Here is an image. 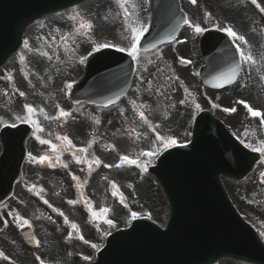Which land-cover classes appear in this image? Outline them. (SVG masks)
<instances>
[{"label":"snow or ice","instance_id":"6c2138e0","mask_svg":"<svg viewBox=\"0 0 264 264\" xmlns=\"http://www.w3.org/2000/svg\"><path fill=\"white\" fill-rule=\"evenodd\" d=\"M115 4L118 6V8L121 10L119 15H122L123 23L126 26L125 31L128 32V36L126 39L128 40V43L126 46H120L118 44L113 43H103V44H96L95 47H93L92 51L88 53V55H92L94 52L101 51L106 48H114L116 51L119 52H126L129 57L132 58V60L136 61L138 65H140L141 60L138 55L139 49L138 45L140 43L141 38L144 36V34L148 31V27L145 23L140 21L138 16L134 11H130L129 7L127 6V0H114ZM192 3H195L196 0H191ZM251 3L255 5L261 13H264V7H261L259 3H257V0H251ZM136 5L132 4L131 8L135 9ZM210 16V14H207ZM107 19V17H104ZM67 20L71 22L72 28L71 31L68 33H63L60 28H56L54 30V33H49L47 37L43 38L45 40L46 46L48 48H52L53 45H56L57 47L62 44L64 46V49L66 52H71L73 55L75 54V48L69 46V40L71 39L73 43H75L74 37L76 36H86L90 39V33L94 29V22L93 20L85 15L81 10L79 9H73L70 14L67 16ZM184 24L188 25L189 27H193L194 31L197 34H203L207 29L204 27H201L199 24L193 25L190 20L187 18L183 21ZM217 31H221L226 33L227 37L230 38L229 46L235 48L234 53V59L231 63V66L227 69V71L220 72L217 76L213 77L214 80V87L216 88H222L225 85H232L236 84L237 82L241 81L242 73L246 72V66L247 68H252L257 61L254 59L250 48H248V41L246 40V37L237 31L233 29L232 26L226 25V26H220L219 24L214 25ZM41 27H44V25H41ZM59 34V41L60 44H57V35ZM175 37L171 36L170 40H174ZM163 43V41H161ZM24 48L33 51V49L30 47V42L28 40H25L23 42ZM153 49H155L157 46L155 44L151 45ZM247 49V50H246ZM37 52H39V49H36ZM145 51H148L146 48ZM39 54L43 57H46L48 60H51L53 57L52 55H49L48 51L39 52ZM53 54H55V50L53 49ZM71 56L69 57V60H71ZM157 58L162 59V54L157 53ZM21 61H24L25 57L21 55L20 57ZM56 59L59 60V56H56ZM87 57H82L80 59V63L83 64L86 62ZM62 62V61H61ZM181 63H190V61H186L183 58L180 59ZM147 64L151 65L154 64L155 61L153 60H147ZM139 72H141V80L144 81L145 77L143 76V73L148 72L149 69L147 67L137 69ZM157 72H162V70L157 67ZM7 79L11 80L12 77H8ZM169 80L172 79V77H168ZM176 79H179L176 77ZM264 79V77H262ZM148 88L145 89V91H151L153 88V83L151 80L147 81ZM246 86L245 84H241V87ZM73 87V84L71 82H68L64 86V90L71 89ZM137 91H140L138 88ZM156 91L163 95L164 93L160 91V88H156ZM185 91L187 92V89L185 88ZM19 95L21 97L25 96L24 92H19ZM189 95H191L189 93ZM186 101L181 100L180 103L184 104ZM109 103H113V101H109ZM131 103L135 104L136 101H131ZM238 103L243 104L244 107L247 109V112L251 114L254 118H259V122L262 126H264V112H261L259 110H254L253 107L249 106L245 101L241 100L238 101ZM142 108L147 107L146 105H142ZM174 107V105H173ZM195 107L199 110L200 105L196 104ZM213 107H219V105L214 104ZM57 108L59 109V105H57ZM23 109L25 110V114L23 116H17L16 119L20 120V123H26L30 124L34 129L35 133H42L44 132V128L41 126L37 116L38 113H44L43 108H35L32 105L25 104L23 105ZM225 112H236V108H224ZM121 115H123V110H121ZM71 116V113L64 111L63 109H59V115L58 117H55V119L60 118H67ZM139 118L143 122V124L147 125L154 133H156L155 136V143L157 145H163V150H167L171 147L176 146L177 141L171 137H167L164 135H161L157 129L160 127L159 125H153L149 120L148 117L145 115V112L141 110L139 112ZM167 116H165V119ZM44 119H54L53 117H49L46 113L44 114ZM91 119L94 121L95 124L99 125L101 123L99 117H91ZM111 123V121H109ZM0 126H3L4 128H17L18 125L15 123V121L11 123H6L2 118H0ZM135 128L131 129V132L135 133ZM36 140L39 141L41 145H48L49 151L44 154L40 155L38 158L36 156H33L31 153H29L30 159L35 162L44 163L47 162L49 167H55L56 162L60 160V157L63 155L64 152L68 151L71 152L73 157L76 159V162L78 164H87L88 168L91 169L93 167V164L99 165L101 161L98 158H93L91 162L89 161V157L87 155L88 150L92 147L93 143L95 141L89 142V144L86 147L83 148H76V146L73 144L72 140L69 139L68 136H56V141L59 143H54L50 139H42L40 135L35 136ZM137 138H139V134H137ZM241 143H244L243 140H241ZM186 146V145H181ZM245 147L251 148L254 152H260L261 154H264V140L260 142L258 146H253V144L248 143L245 144ZM161 151L157 148L153 151L148 152H141L139 153L136 158H130L128 155H122L120 157V163L117 165H114L115 167H121L123 165L128 166H135L136 168L140 169L143 172H147L148 165L150 163V160L147 159H141V157L148 158L153 156H159L161 155ZM64 168H67V164L62 165ZM104 167H113V165H107L105 164ZM261 183H264V172L261 174ZM73 180H79V177H76L75 175L72 176ZM112 188L117 189V185L115 183H112ZM113 195H117V192H113ZM120 202L124 205L125 208L128 207V205L125 203V198L123 195H120ZM45 204H48V206L51 208L52 205L49 204V202L45 199ZM69 204H76L77 201L75 200H69ZM54 212H58L60 216H64L63 212H59L58 209L53 208ZM88 211L91 213L92 217L102 221L103 224H107L109 228L113 227V220L107 219L106 214L110 211L107 207H102L98 211L94 210L92 206L88 205ZM8 215L13 216L11 212L8 213ZM138 217V213L131 212V219L135 220ZM150 218V217H149ZM49 219H51L49 217ZM67 217H65V223H67ZM8 221L4 220V227H8ZM13 223L16 224L18 228H24L27 226L28 228H31L32 225L29 222L28 219L22 217L19 215V213H16L13 216ZM71 228L73 230H78V226L76 223L71 224ZM72 236V233L70 232L68 234V237L70 238ZM81 240H84L83 236L80 237ZM29 242H34L37 247L40 245V241L36 239L35 235L29 236ZM84 243H88L87 240H84ZM92 247H96L95 245H92ZM0 258H3L4 260H9V257L3 252L0 251ZM37 260L40 261V264H44V261L41 260L39 256L36 257ZM84 260H88L89 258L87 256L83 257Z\"/></svg>","mask_w":264,"mask_h":264},{"label":"rangeland","instance_id":"374dc122","mask_svg":"<svg viewBox=\"0 0 264 264\" xmlns=\"http://www.w3.org/2000/svg\"><path fill=\"white\" fill-rule=\"evenodd\" d=\"M261 5V7H264V4L262 2H257ZM88 7L83 9V11H86ZM230 12H233L232 15H230ZM229 17L233 18L236 16H239L242 18L243 22L238 23L241 27L243 26L245 29H248L249 27V21H246V16L244 17L242 14H239L235 11H230ZM68 14V13H67ZM248 20L251 21V29L254 31L256 28V25H260L262 27L264 23V13H262L260 16H247ZM240 20V19H239ZM45 19L41 20L38 24L44 25ZM94 26L96 27V22H94ZM94 27L93 30L96 28ZM108 29V28H107ZM106 29V30H107ZM262 31H264V27L262 28ZM101 37L99 40L93 39L91 42H89V45L92 43L98 42H109L111 41L108 35L101 31ZM261 42V40H260ZM75 48V46H74ZM76 50V48H75ZM251 53L254 57V59L257 61V63L254 65V67H261L262 63L264 61V47H263V41L262 45L261 43L255 44L254 48H250ZM76 52V51H75ZM149 59H154L155 55L151 54L148 56ZM71 67V66H70ZM252 68H247L246 66V72L242 73V79L237 83V85L230 87L227 90H223L217 93H211L210 91H207L200 82L191 81L195 85V90H188L187 87L189 85L186 84V81H177L173 75L171 80L168 79V77L165 78V81L169 84V97L170 99L167 100L165 103V106L168 107V111L165 113V116L167 118H172L174 115H176V131H179V133H176V141H184L187 140L190 126L194 117L196 110L195 104H199L200 108L204 105H214V104H220L222 103L223 106H230L232 105V108H236L237 111L231 119L226 118V122H228V125L230 126L231 130L240 137L241 140H243L246 144L251 143L253 146H258L262 140H264V130L261 128V124L259 122V118H254L250 115V113L247 112V109L244 107L243 104L238 103V101L242 100V97L239 95V92L243 90L244 88L248 86H253L252 90L245 94L244 101L251 107H253L254 110H259L258 104L260 103V95H259V88H262L264 91V74L261 70H256V75L258 76L259 80L257 81L255 76L250 77ZM71 73V72H70ZM250 80V82L248 81ZM241 84H245L246 86L241 87ZM167 83L165 84V89H167ZM185 88L187 89V92L185 91ZM189 93L191 95H189ZM176 96L175 99L173 97ZM223 99V100H222ZM184 100L186 101L184 104H181L180 101ZM246 100L250 101L251 104H249ZM174 105V107H173ZM190 108V110H189ZM150 112V111H149ZM87 116H91L90 113L87 114ZM164 116V117H165ZM225 120V119H224ZM90 126H92V129L94 128V125L90 123ZM264 127V126H263ZM260 129L263 131V134L260 132ZM95 132V131H94ZM69 137L72 136L71 133L68 135ZM95 135L93 131L90 130V133H88L89 139H94ZM90 153L95 154L96 148H90ZM264 165H259L258 169L262 170L264 168ZM258 169L245 181L241 184H234L232 182H226L233 198L235 199V202L243 209H249L253 208L255 204H261L264 203V183H261V171H258ZM148 179L151 181L150 183H146L148 187H152L153 191H149L148 193L141 192L136 195V198L133 197L131 194L126 193L124 190V186L118 183V193L123 195L125 198V203L128 205L127 208L124 209L123 213L118 216V225L124 224L128 221L130 217V210L136 211L138 213L142 212H153L154 208L160 209L159 211L162 212V220H165V217L167 215V208L166 203L163 200L161 194L159 193V188L155 181L148 177ZM144 200H141L143 198ZM147 203V204H146ZM138 204V205H137ZM149 204V205H148ZM145 205L153 206L154 208H147ZM120 206V205H119ZM156 213L157 211L154 210ZM251 212V211H250ZM158 214V213H157ZM159 215V214H158ZM261 223V222H260ZM230 261L224 260L220 261L215 264H229Z\"/></svg>","mask_w":264,"mask_h":264},{"label":"water","instance_id":"95a60500","mask_svg":"<svg viewBox=\"0 0 264 264\" xmlns=\"http://www.w3.org/2000/svg\"><path fill=\"white\" fill-rule=\"evenodd\" d=\"M75 1L77 0H17V12L15 11L11 13H0V18H3L0 19V31L4 30L5 32H8L9 36L12 38L10 41L4 42V49L9 51L16 45L19 38L17 36V30L24 26L27 22H29L31 18L38 16L45 11H52L67 6L68 4ZM6 8L9 12V5H6ZM1 10L2 7L0 6V11ZM0 56H3L2 51L0 52ZM197 134L200 136L201 132H198ZM209 154V150L203 149L200 151V155L206 157L207 159L209 157ZM180 160L183 165L188 168L190 167L191 161L188 159V157L180 158ZM202 164L203 161H201V165ZM207 164H210V162H207ZM193 170L198 173L203 179H206V170L200 167L197 163L193 166ZM183 173L185 172L180 171L176 174V176L182 175ZM160 174L162 175V178L164 180L168 179V172L164 168L160 170ZM168 195L169 197H171V200L173 202V216L174 218H176V221L177 216H180L182 214L184 216L191 217V223L189 224H191L194 229L197 228V225L201 224L202 222L204 223V221L202 220L204 219L205 212L210 214V212H213L217 208L223 207H227L228 211L231 210L230 204L223 193L220 192V195H213L211 193V188L209 185L199 186L189 184L187 188L183 189L182 191H168ZM202 207H206L207 209ZM236 220L241 225V222L237 217ZM171 230H173L172 232L176 233V230H181V227L173 223L169 229V232ZM205 232L206 230H200L196 232V235L204 236ZM152 233L157 234L155 231H152ZM165 236L166 235H155L153 237L138 236L136 238V234L131 233L121 238L120 243L136 241V248H143L144 250L152 251L154 255L161 256L162 259L165 260L166 264H178L180 262L184 264L187 259L185 255L187 246L181 249L182 242H174L172 247L176 249V251L171 254L167 253L168 248L166 246V242L170 237ZM190 264L196 263L194 260H192Z\"/></svg>","mask_w":264,"mask_h":264}]
</instances>
